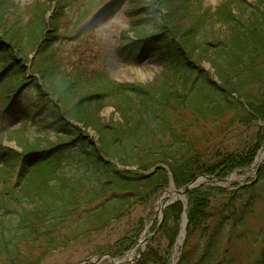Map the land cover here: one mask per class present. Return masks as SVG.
<instances>
[{
	"label": "trees",
	"instance_id": "obj_1",
	"mask_svg": "<svg viewBox=\"0 0 264 264\" xmlns=\"http://www.w3.org/2000/svg\"><path fill=\"white\" fill-rule=\"evenodd\" d=\"M258 2V10L253 11L254 17L241 33L211 44L206 37L200 41L204 51L210 49L217 57L215 61L211 58L210 63L219 84L196 65L189 53L191 35L180 34L170 24L160 28L158 34L124 42L119 49L121 55L135 62L144 54L163 53L166 80L156 89L123 85L111 80L106 71L81 66L71 73L64 72L72 79L65 87L64 83L54 87L50 79L64 69L55 54L48 53L49 44L34 37L29 45L38 51L32 70L45 80L47 89L43 92L38 86L35 116L43 111L51 117L31 122L35 133L44 134L37 141L44 144L50 135L70 140L23 153L4 148L0 141V171L12 170L8 176L0 174V264H40L55 250L66 247L70 240L66 230L77 237L104 230L124 217L129 207L169 187L170 177L165 170L145 173L162 162L171 169L178 188L203 173L224 178L249 165L228 150L222 166L205 164L210 153L200 146L204 147L208 139L196 137L191 126L207 128L211 123L219 130L225 114L231 116L228 128L264 122V0ZM237 5L244 8L242 2ZM222 10L223 7L216 17L229 24L233 18ZM158 21L164 23L161 18ZM23 44L26 46V42ZM137 51L140 52L136 55ZM7 69L12 71L10 66ZM84 90L89 92L85 98L81 97ZM5 105L0 111L5 126L13 117L21 122L31 119V109L17 97ZM107 106L121 114L124 128L99 125L94 111ZM87 129L95 132L98 141L89 138ZM7 137H13V133ZM129 167L136 171H128ZM35 182H42L40 190H35ZM188 195L185 244L197 231L202 243L195 249L197 244L191 240L183 264H236L226 243L239 240L233 234L243 218L237 206L220 217L211 231V217L206 214L210 190H195ZM244 195L241 190L236 200L243 201ZM249 207L241 209L244 214H249ZM171 211L173 218L179 220L182 206H173ZM131 246H117L113 255H123ZM260 261L264 264L263 258ZM150 263L159 264L158 256L142 258L141 264Z\"/></svg>",
	"mask_w": 264,
	"mask_h": 264
},
{
	"label": "rangeland",
	"instance_id": "obj_2",
	"mask_svg": "<svg viewBox=\"0 0 264 264\" xmlns=\"http://www.w3.org/2000/svg\"><path fill=\"white\" fill-rule=\"evenodd\" d=\"M239 2L244 4L245 10L237 5ZM259 6L258 0H0V111L8 100L16 97L31 109L30 120L21 122L13 117L5 126V120L0 118V141L3 147L23 153L70 140L50 135V140L44 144L37 141L44 134L35 133L32 123H38L41 117L49 120L51 117H47L43 111H40L39 117L35 116V107L39 103L37 92L39 88L43 92L47 89L43 82L45 80L33 74L32 64L38 51L29 45L33 40L43 38V42L51 47L48 53L55 54L62 64L64 71L50 79L54 87L63 83L65 87L72 79L64 72L71 73L81 66L106 71L111 80L123 85L137 89H156L166 80L163 53L144 54L142 59L135 62L121 55L119 49L124 42L129 44L145 35L158 34L160 28L164 25L169 27L170 24L180 34L191 35L189 53L196 65L209 74L213 82L219 84L210 63L211 58L215 61L217 57L210 49L204 51L199 46L200 41L206 37L211 44L218 40L226 41L231 34L241 33ZM222 7V12L233 18L229 24L219 22L216 17ZM159 18L164 23L158 21ZM235 21L241 23L237 25ZM143 26L146 29H142ZM9 66L12 71L7 69ZM5 70L8 71L5 73ZM1 74H4L3 77ZM88 93L84 90L81 97L89 96ZM94 112L102 127L120 125L124 128L126 125L121 114L111 106ZM173 117L175 113H172ZM230 119V114L221 117L219 130H215L211 123L207 124V128L191 126L196 137L204 141L208 139L204 147L200 146L210 153L203 162L222 166V161L227 158L225 151L228 150L242 162L248 163V166L233 170L224 178L203 173L199 176L210 175L214 178L213 182L194 185L186 196H181L178 192L183 190L182 187H176L171 169L162 162L154 168L163 167L158 171L165 170L169 174L170 184L167 189L147 201L129 207L124 217L102 231L82 233L77 237L72 231L66 230L70 238L66 247L55 250L40 264H141L142 258L147 255H157L159 264H183L182 259L189 243L195 242V249L200 248L202 243V236L197 238L200 231H197L192 241L185 244L188 228L186 222H189L188 194L207 189L210 190L206 209V214L211 217L208 221L209 229L212 231L216 228L219 218L237 206V212L243 218L240 226L233 231L234 237L239 240L226 243L229 254L236 264H261L260 258L264 260V160L259 164L258 160L264 151V122L259 121L250 126L234 124L228 128ZM9 132L13 133V137H7ZM86 132L89 138L98 141L92 129ZM128 171H136V168L129 167ZM11 172L5 169L0 174L8 176ZM145 173L150 175L151 170ZM231 178V182H225ZM220 179L225 180L220 182ZM34 185H37L35 190H40L42 182H35ZM241 190L245 191L243 201L236 200ZM147 192L148 189L145 194ZM168 193L174 197L169 199L166 208L160 213L159 203ZM176 205L182 206L179 220L172 216V207ZM248 205H251L249 214H244L241 209ZM183 228L185 237L181 241ZM123 241L126 243L122 244ZM139 243L141 247L137 248ZM128 245L132 246L123 255H113L118 247L122 249ZM141 248L142 258L131 263L132 258L139 256Z\"/></svg>",
	"mask_w": 264,
	"mask_h": 264
},
{
	"label": "bare ground",
	"instance_id": "obj_3",
	"mask_svg": "<svg viewBox=\"0 0 264 264\" xmlns=\"http://www.w3.org/2000/svg\"><path fill=\"white\" fill-rule=\"evenodd\" d=\"M263 160H264V151L261 153V155H260V157H259V160H258V164L259 163H261V162H263ZM252 173H254V172H252ZM208 180H206V179H203V178H199V180H198V182L196 183L197 185H201V184H203V183H206ZM232 181V178L230 179V180H227V182L226 183H228V182H231ZM208 183V182H207ZM206 183V184H207ZM226 183H224V184H226ZM223 185V184H222ZM172 197H174V195L173 194H166V196L161 200V202L159 203V212L161 213L165 208H166V205L168 204V201H169V199H171ZM184 236V228H183V231H182V235H181V241H182V239L184 238L183 237Z\"/></svg>",
	"mask_w": 264,
	"mask_h": 264
},
{
	"label": "water",
	"instance_id": "obj_4",
	"mask_svg": "<svg viewBox=\"0 0 264 264\" xmlns=\"http://www.w3.org/2000/svg\"><path fill=\"white\" fill-rule=\"evenodd\" d=\"M158 169H163V167H157L153 170V172L151 173H154L155 171H157ZM205 178L208 180V181H212L214 180V178L212 177H208V176H205ZM198 182V179L195 180L193 183H191L190 185L186 186L182 191L178 192V194H180L181 196H186L187 193L194 187V185H196V183ZM220 182H223L222 180H220Z\"/></svg>",
	"mask_w": 264,
	"mask_h": 264
}]
</instances>
